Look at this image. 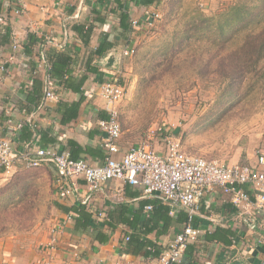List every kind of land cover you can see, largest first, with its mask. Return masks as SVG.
<instances>
[{
	"label": "crops",
	"instance_id": "crops-1",
	"mask_svg": "<svg viewBox=\"0 0 264 264\" xmlns=\"http://www.w3.org/2000/svg\"><path fill=\"white\" fill-rule=\"evenodd\" d=\"M163 1L146 5L143 0H120L126 7L131 31L136 29L133 21L137 22V29L149 26ZM24 3V12L17 15L10 0H0V22L4 21L0 23V57L7 62V72L0 75V137L9 138L19 152L27 143L25 136L31 134L29 142L37 148H52L69 156L72 153L76 160L102 165L107 155L106 134L98 122L108 120V114L106 103L96 91L103 82L118 77L112 69L117 60L113 54L121 52L117 37L127 35L120 26L124 10L117 7L116 0ZM81 26L91 28L87 45L75 31ZM104 35L115 46L102 57L92 56L89 67L98 69L95 75L86 71V62ZM52 52H64L72 58L69 70L74 80L82 76L87 79L80 92L55 83L56 100L46 102L44 72L37 67L39 56L47 57ZM71 104H78L75 119L63 124L61 113ZM103 115L106 119L100 118ZM69 142L74 146L70 147ZM116 145L119 159L135 144L125 145L120 136ZM155 147L164 151L160 140ZM76 182L78 189L71 196L63 197L55 191L56 203L69 211L56 208L51 223V229L59 223L63 225L52 264H157L156 257L147 255L148 247L155 246L163 252L187 223L184 209L171 206L156 195L147 196L122 181L106 182L94 192L88 191L81 179ZM147 206L152 207L150 212L145 211ZM78 208L88 215L92 226L76 227ZM68 215L72 217L69 221ZM249 224L255 225L254 231L249 230ZM192 227L198 235L188 244L178 264H264V219L252 206L237 209L228 197L209 193L201 201ZM30 251L23 257H14L13 251L5 248L0 252V264H44L48 256L44 248Z\"/></svg>",
	"mask_w": 264,
	"mask_h": 264
},
{
	"label": "rangeland",
	"instance_id": "rangeland-1",
	"mask_svg": "<svg viewBox=\"0 0 264 264\" xmlns=\"http://www.w3.org/2000/svg\"><path fill=\"white\" fill-rule=\"evenodd\" d=\"M235 2L164 0L149 26L121 41L112 69L124 88L117 121L125 145L166 127L185 153L204 159L236 164L264 153V62L252 75L225 78L218 59L233 46L208 27ZM24 169L0 178V252L14 257L45 247L57 213L50 169Z\"/></svg>",
	"mask_w": 264,
	"mask_h": 264
},
{
	"label": "built area",
	"instance_id": "built-area-1",
	"mask_svg": "<svg viewBox=\"0 0 264 264\" xmlns=\"http://www.w3.org/2000/svg\"><path fill=\"white\" fill-rule=\"evenodd\" d=\"M10 2L15 14L24 12V0ZM132 26L137 27V22L133 21ZM16 48L14 44L12 49ZM128 54L127 50L124 51L125 56ZM6 65L7 62L0 57V75L7 72ZM37 68L44 72V100L55 101V80L50 75L51 67L43 54ZM96 94L106 103L108 114V120L98 122L100 130L106 134L104 145L107 155L102 165L93 166L83 159L73 160L67 153H58L52 148L33 150L26 145L25 151L19 153L14 150L9 138L0 137V169L4 174L17 165L25 169L49 165L54 173V189L63 197L77 191V179H81L90 192L97 191L106 182L122 181L141 189L147 196L156 195L163 202L184 209L187 223L167 249L161 252L157 264H178L181 261L188 244L198 235V231L192 227V220L200 210L201 201L209 193L218 192L228 197L229 203L237 209L252 206L264 219V153H258L253 163L227 164L208 160L185 153L180 139L169 128L154 127L149 130L145 140L126 149L117 159L119 149L116 141L121 134L117 109L124 96V88L114 81H105L99 85ZM155 138L164 145L161 154L155 151L152 143ZM244 187H248V190ZM151 210V206L145 208L147 212ZM71 219V215H68L67 220ZM62 227L59 223L50 231L44 247L48 253L44 264H52ZM254 229L255 225L249 224V230ZM125 240L128 241V238Z\"/></svg>",
	"mask_w": 264,
	"mask_h": 264
},
{
	"label": "trees",
	"instance_id": "trees-1",
	"mask_svg": "<svg viewBox=\"0 0 264 264\" xmlns=\"http://www.w3.org/2000/svg\"><path fill=\"white\" fill-rule=\"evenodd\" d=\"M129 1H135L136 3L138 2V0ZM143 1L146 5L159 3V0ZM116 2L117 7H120L124 10V12L120 14V26L123 32L127 33L125 36L117 37L116 43H119V41H122L123 39L126 42L129 37L128 33L130 34L132 32L129 28V16L125 11L126 7L120 3V0H116ZM256 2L258 4L248 0H236V2L231 7H229L227 11L218 14L213 19L208 20V27L210 26L217 33V37L219 40H221V44L230 43L233 46V49L227 53V56H220L218 59L221 63V66L225 70L223 73L225 78H233L234 76L244 78L248 75H252L253 72H256L260 64L264 62V0H256ZM210 21H213V24L210 23ZM75 31L77 32V35L81 39L82 43L87 45L91 37V28H84V26L75 27ZM108 38V35L102 36L101 42L99 43L97 49L93 53H90L86 62L87 72L95 75L98 74V69L89 67L90 62L93 55L102 57L108 50L115 46V43H113V41H109ZM30 40L31 38L29 37V41ZM30 42H32V40ZM46 58L51 67L50 75L55 80V83L58 82L59 84H63L65 88H69L73 92H80V88L87 78L82 76L78 78L77 81L74 80V77L69 70V65L72 61V58L64 52H52L49 56L47 55ZM225 62L227 64H224ZM114 82L121 85L118 77L114 79ZM77 109L78 104H71L67 111L61 113V123L64 124L75 119L74 114H76L75 112ZM100 118L106 119V116L103 115L100 116ZM24 131L25 129L21 131V137L24 135ZM31 136V134H27V136H25V141H27L26 145H28L33 150L39 149L35 147L32 142H29ZM26 145H24L23 149L19 151V153L25 151ZM69 146H74V143L69 142ZM70 156V158L73 160L77 159L72 153ZM39 168L50 169L53 179L54 173L49 165H42L37 168H30L26 170H34ZM3 174V170L0 169V175ZM55 207L63 211H69L58 205V203H55ZM4 211H8V208L5 207ZM75 213L78 214V218L75 219L76 227L79 225L82 229H86L93 225V223L89 221L88 215L84 214L82 209L78 208ZM130 244L131 243H129V245ZM147 253V255L154 256L156 258H158L161 254L155 248V246H149Z\"/></svg>",
	"mask_w": 264,
	"mask_h": 264
}]
</instances>
